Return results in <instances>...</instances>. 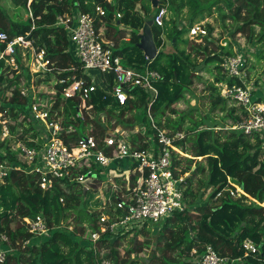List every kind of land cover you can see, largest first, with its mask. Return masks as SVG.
<instances>
[{
  "label": "trees",
  "instance_id": "obj_1",
  "mask_svg": "<svg viewBox=\"0 0 264 264\" xmlns=\"http://www.w3.org/2000/svg\"><path fill=\"white\" fill-rule=\"evenodd\" d=\"M167 1L172 4L176 0ZM197 1L198 6L189 18V27L196 13L208 11L217 4V0ZM223 1L228 9H232L230 16L234 18V32L245 33L250 41L264 48V0H238L240 4L235 7L233 1ZM13 2L32 13L35 19V27L31 31L34 44L44 48L46 57L53 63L51 72L35 82L39 85L50 81L55 88L50 98L51 112H57L64 134L69 127L74 129L64 135V141L92 136L101 149L111 155L112 147H106L103 138L109 130L119 126L125 130L123 138L133 148H150L156 153L160 147L158 130H165L168 135L183 132L182 138L173 141V146L182 154L171 149V157L175 166L174 176H184L183 194L185 200L187 197L190 200L188 205L185 201V208L159 224H145L141 229L130 231L131 246L123 249L122 239L130 233L114 235L108 229L109 221L123 210L113 205L89 209L85 195L90 189L83 191V185L76 180L79 175H95L93 177L100 180L104 168L95 164L72 167L67 175L52 178L45 190L40 186V173L10 170L0 182V233L7 235L6 244L13 250L2 264H199L197 258L205 253L208 246L218 255L229 258L231 264H264V133L246 135L235 129H225L226 124L233 125L241 120L242 109L222 97L216 85L219 82L229 86L243 85L239 78L227 74L222 67L223 59L237 54L232 43L225 41V45L219 44L210 36L212 27L204 25L207 35L201 40L187 42L186 49L168 53V66L157 67L162 53L159 51L146 64V57L136 45L143 24L153 17L141 11L137 0H113L112 3L105 0H32L29 8L27 0ZM165 2L158 0V4L164 5ZM96 5L105 8L104 16L96 14ZM246 6H250L245 13L248 17L241 18V10ZM77 12L94 17L96 32L114 42L113 53L120 56L125 65L136 70L147 67L160 73L161 78L154 83L157 95L153 101L151 92L130 85L127 100L119 104L109 91L113 85L112 74H101L107 90L98 84L85 103L91 108L88 111L83 109V118L75 115L80 98L77 95L64 98L62 89L70 84L72 77L82 78L86 83L91 78L81 68L67 33L62 27L55 26V22L59 15ZM116 12L120 17H116ZM27 20L20 23L12 21L0 6V31L7 33L9 39L25 35L30 30V17ZM175 20L167 22L172 25V45L177 44L185 31ZM102 25H105L104 29ZM151 31L158 48L162 29L152 25ZM126 33H129L127 40ZM3 49L4 43H0V51ZM203 71L212 75V81L204 87L203 96L210 102L212 111L218 108L224 112L222 120L209 121L197 105H189V98L195 96L189 86L195 75ZM22 77H25V72L17 74L3 59L0 60V108L6 109L9 126L15 134V138L0 141V148L4 151L3 157L11 164L27 167L12 148L16 140L32 144L28 138H35L38 134L24 118L26 116H22L28 115V99L20 96L15 87ZM197 78L200 80V75ZM245 78L249 80L248 68ZM59 79H64V83L59 84ZM10 88L12 94L7 100L5 92ZM256 92L252 91L254 95ZM255 99L264 104V93L255 95ZM179 102L186 108L177 109ZM194 113H197L196 117ZM132 166L135 167L136 163ZM112 167L115 168L108 172L118 174L114 180L121 189L126 191L136 184L137 176L125 169L127 162L119 161ZM237 186L240 191L236 196L230 194L229 188L226 189L235 190ZM218 192L221 194L215 198ZM111 196L113 200L119 197L114 192ZM37 215L44 218L51 230L50 237L33 236L28 232L23 219H34ZM102 215H107L108 219L101 220ZM61 222L71 224L73 229L69 231L59 227ZM102 226H107V230L101 231ZM154 231L156 233L152 235ZM92 232L100 234L94 244L85 237ZM139 236H145L150 242L134 240ZM246 238L255 243L256 252L245 255L242 242ZM148 244L151 250L138 257ZM121 247L123 254L119 255Z\"/></svg>",
  "mask_w": 264,
  "mask_h": 264
},
{
  "label": "built area",
  "instance_id": "obj_2",
  "mask_svg": "<svg viewBox=\"0 0 264 264\" xmlns=\"http://www.w3.org/2000/svg\"><path fill=\"white\" fill-rule=\"evenodd\" d=\"M31 1L27 0L26 2L28 8ZM105 1L112 3L113 0ZM95 12L98 16L106 14L105 8L100 5L95 6ZM166 15V5L159 3L152 17V24L161 29L164 26ZM27 17H30V30L25 35H17L9 39L7 33L0 31V43H4V49L0 51V60L3 59L5 64L12 67L17 74L24 71L23 65L31 64L33 67L32 76L45 75V73L51 72L53 63L46 57L44 48L35 46L34 38L31 36V31L35 27V19L29 10ZM116 17H120L119 12H116ZM94 20L91 14L81 12L73 15H59L56 19L55 26L62 27L67 33L81 68L91 78L90 82L86 83L82 78L72 77L70 84L63 87L61 96L68 98L77 95L80 102L77 105L75 115L83 118V109L88 111L91 108L90 105L85 104L89 94L96 89L98 84L107 90L105 84L102 83L101 74H112L113 85L109 91L119 104H124L127 100V88L130 85L139 86L145 91L151 92L153 101L157 95L154 83L161 78L160 73L147 67L143 70H136L125 65L121 57L113 53L114 42L103 40L100 34L96 32ZM188 34L191 38L201 40L203 36L207 35V31L204 25L192 24ZM18 59L19 62H17ZM24 62L27 63L24 64ZM222 67L227 74L236 76L243 83L241 86L236 84L229 86L224 82L216 84L221 91V96L226 100L228 99L227 101L230 103L241 107L243 114L239 122L229 126L226 124L224 128L235 129L246 135L263 134L264 104L255 99L252 91L256 89L245 78L247 64L244 56L238 53L234 56H228L223 59ZM64 81V79L58 80L59 84L64 83ZM35 83L32 78H28L24 84L15 86L20 96L28 99L26 104L28 115L23 114L22 116H26L24 118H27L29 124L38 133L35 138H28V142L32 144L16 140L12 146L19 160L25 163L27 167L11 164L7 158L3 157L4 151L0 148V182H3L10 170L26 173L38 172L41 174L40 186L45 190L49 188L52 178L67 175L72 167L91 166L92 164L101 166L104 170L100 174L98 190L101 189L99 193H103L104 197L100 205L95 208L103 209L102 205H106V207L113 205L123 210L121 214L108 223V229L114 235L133 232L141 229L145 224H158L174 212L184 208V187L181 185L184 177L174 176L171 157V149L179 152L173 146V141L176 138H182L183 132L168 135L165 130H158L157 140L160 147L156 153L150 148H133L123 138L125 130L119 126L109 130L107 136L103 138L105 146L112 147L111 155H107L92 136L85 135V137L65 142L64 135L71 133L74 129L69 127L64 134V128L60 120L58 121L57 112H51L52 102L50 98L52 96L47 99L41 97L39 95L40 85ZM11 88L9 98L12 94ZM12 138H15V134L12 133L9 126L6 109L1 110L0 108V141ZM179 154L182 153L179 152ZM119 161L127 162L126 170L137 176L136 184L132 188H127L126 191L121 189L114 180V176L118 174L108 172L109 169H114L115 167L112 166ZM133 163H136L135 167H131ZM93 176L90 175L89 178L97 179ZM76 180L86 190L90 189L85 185L86 176L79 175ZM228 188L232 196H236L240 191L238 186L235 190L226 187L227 190ZM94 192L98 193L97 191ZM111 192L116 193L119 197L113 200ZM220 194L221 192H218L215 198ZM105 218L108 219V216H101V220ZM24 219L30 234L50 237L51 230L42 216L37 215L34 219ZM62 226L69 231L73 229L71 224H60L59 227ZM106 227L102 226L101 231L107 230ZM85 237L94 244L100 238V234L92 232ZM7 242V235L0 233V264L5 262L7 254L13 250L10 245L7 246ZM242 246L245 255L257 251L255 243L249 238L243 240ZM197 261L199 264L232 263L229 258L218 255L210 246L206 248L202 256L197 258Z\"/></svg>",
  "mask_w": 264,
  "mask_h": 264
},
{
  "label": "rangeland",
  "instance_id": "obj_3",
  "mask_svg": "<svg viewBox=\"0 0 264 264\" xmlns=\"http://www.w3.org/2000/svg\"><path fill=\"white\" fill-rule=\"evenodd\" d=\"M137 1L139 2L141 11L143 10L146 13V15L153 16L154 12H156L157 7L153 8L151 6L150 0H137ZM203 1H206V0H203ZM230 1L234 2L233 7L240 4L238 0H230ZM165 5L167 7V18L165 19L166 20L165 27L163 26L161 28L162 29L161 44L157 48V50H158V53L159 51L162 53V56L157 62V65H156L157 67L168 66L167 64L168 62L167 54L168 53H171L175 49H179L180 51L182 49H186V45L188 46L187 42L189 43V42L199 40V39L196 40L194 38L189 37V34H188L189 33V29H188L189 18L192 17V12L194 11L195 7L198 6V1L197 0H176L171 4L166 0ZM0 6L5 9V12L11 18L12 21L18 22V23L28 21L27 20V10L24 8L23 5L15 4L13 0H0ZM249 7L250 6L243 7V9L241 10V15H240L241 18L248 17V14L246 15L245 13H246L247 8L249 9ZM231 13H232V9H228L223 0H217V4L211 6V8L208 11L204 10L201 13H196L191 25L192 24L208 25L212 27L210 36L214 40H216L219 44L221 43L222 45H224L226 44L225 41L232 43L234 51L237 52L239 55H243L246 60L247 68L249 71L248 81L251 82L252 87L254 89L255 87H258V89H256L257 92L255 93V95L258 96L260 93H264L263 91L264 89V52L262 53V49L264 48L261 47L259 44H256L254 41H250L247 38L245 33L234 32V22H233L234 18L230 16ZM148 19H151V18H148ZM170 19L172 20L176 19L175 20L176 23H179V25H182V27L185 29L184 33L181 34V37L177 41L176 45H172V41H171V37H172L171 36V26L172 25L171 23H167ZM104 28H105V25H102V29ZM125 28H126V31H129L128 27H125ZM256 29L258 30V27H256ZM125 36H126L125 39L127 40L129 33H126ZM100 37H102L103 40H107L106 35L101 34ZM120 42L121 41H119V43ZM191 60L193 61V58ZM195 61L198 63V59H195ZM25 63L27 62H24V64ZM23 67H24L23 72H25V77H22L21 79H19L18 84H24L25 80L28 78H32L35 83V81L38 78L44 77V75H41V74L39 76H34V75L32 76L33 67L31 64H28L27 66L23 65ZM143 69H145V67ZM198 75H200L201 77L200 80L197 78ZM198 75H195L196 78L193 79L191 85L189 86L190 90H192L195 95L189 98V105H193V106L197 105V107L199 108V111L203 115H205L209 121L222 120L224 116V112L220 111L218 108L212 111L210 102H208V100L205 99L203 96L204 87L207 82H210L212 75L208 73L207 71L200 72ZM255 80L258 81V83H255ZM39 85H40L39 94L46 95L48 97L54 95L55 88L52 86L50 81L43 82ZM5 96H6V99L9 100L8 98L10 96V89L5 92ZM187 97H190V95H187ZM230 105L232 104L229 103V106ZM176 107L177 109H180V110H183L186 108V106L182 102L177 103ZM196 114L197 113H194L195 117L197 116ZM229 125L231 124H228L227 126ZM193 167L194 165L191 166V168ZM181 176L184 177L183 175ZM228 181H230L229 183H232L230 178H228ZM98 182H99V179H91L89 177H87V180L85 182V185L90 188V190H88L87 194L85 195V198L88 200L87 206L89 209L99 206L100 205L99 203L102 202V199L104 197L103 193H99L101 189L98 190V187H99ZM181 185L184 186V183H182ZM94 191H97L98 193H95ZM183 198L185 200L184 194H183ZM188 199L190 200L189 197H187L185 200L186 204H187ZM64 223L65 222H61V224H64ZM151 233L153 235L156 233V231L151 232ZM143 240L147 241L148 239H145V236H139L136 239V241L138 242H142ZM131 242H132V236L130 233V234H127L126 237L122 239L121 243L122 245H124L123 249H126V247L131 246ZM148 242H150V240H148ZM120 249H122V247ZM123 249L120 250L119 255L123 254ZM150 250H151L150 244H148L145 247L144 251H141L139 253L140 256L138 255V257H143Z\"/></svg>",
  "mask_w": 264,
  "mask_h": 264
},
{
  "label": "water",
  "instance_id": "obj_4",
  "mask_svg": "<svg viewBox=\"0 0 264 264\" xmlns=\"http://www.w3.org/2000/svg\"><path fill=\"white\" fill-rule=\"evenodd\" d=\"M151 6L153 8L157 7L158 0H150ZM152 19H148L143 24L142 30L140 33H138L139 41L136 44L138 49H140L143 53V55L146 57V64H148L152 59H154L157 54L158 50L155 45L151 27H152ZM86 188L83 187V191H85ZM136 240V239H135Z\"/></svg>",
  "mask_w": 264,
  "mask_h": 264
},
{
  "label": "crops",
  "instance_id": "obj_5",
  "mask_svg": "<svg viewBox=\"0 0 264 264\" xmlns=\"http://www.w3.org/2000/svg\"><path fill=\"white\" fill-rule=\"evenodd\" d=\"M103 178V177H102ZM100 204V203H99Z\"/></svg>",
  "mask_w": 264,
  "mask_h": 264
}]
</instances>
